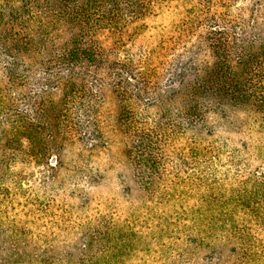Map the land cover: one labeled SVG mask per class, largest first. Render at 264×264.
I'll list each match as a JSON object with an SVG mask.
<instances>
[{"label":"trees","instance_id":"obj_1","mask_svg":"<svg viewBox=\"0 0 264 264\" xmlns=\"http://www.w3.org/2000/svg\"><path fill=\"white\" fill-rule=\"evenodd\" d=\"M0 264H264V0H0Z\"/></svg>","mask_w":264,"mask_h":264},{"label":"rangeland","instance_id":"obj_2","mask_svg":"<svg viewBox=\"0 0 264 264\" xmlns=\"http://www.w3.org/2000/svg\"><path fill=\"white\" fill-rule=\"evenodd\" d=\"M114 152L119 154L120 153V147L119 146H115Z\"/></svg>","mask_w":264,"mask_h":264}]
</instances>
